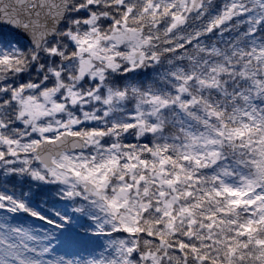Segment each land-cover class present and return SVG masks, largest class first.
<instances>
[{"label": "snow or ice", "instance_id": "snow-or-ice-1", "mask_svg": "<svg viewBox=\"0 0 264 264\" xmlns=\"http://www.w3.org/2000/svg\"><path fill=\"white\" fill-rule=\"evenodd\" d=\"M0 264H264V0H0Z\"/></svg>", "mask_w": 264, "mask_h": 264}]
</instances>
